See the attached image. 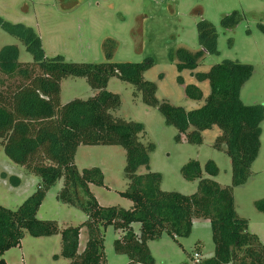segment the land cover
<instances>
[{
    "label": "trees",
    "instance_id": "1",
    "mask_svg": "<svg viewBox=\"0 0 264 264\" xmlns=\"http://www.w3.org/2000/svg\"><path fill=\"white\" fill-rule=\"evenodd\" d=\"M222 24L231 27V18H223ZM0 27L33 57L29 62L18 61L15 44L0 49V145L10 161L38 178L36 189L15 209L0 205V254L19 245L25 231L33 237L59 234L58 256L68 259L66 264H105L101 229L112 226L123 232L113 242L116 252L135 264H154L148 240L162 233L174 240L187 237L193 220L203 218L208 221L214 247L210 257L196 264H264V244L248 231L247 220L237 215L232 195L233 187L248 178L259 147L263 107L246 105L239 99L240 87L252 74L251 65L224 60L207 71L193 73L197 82H207L209 92L203 96L198 85L184 84L186 98L202 101L200 106L186 110L155 97V83L143 78L151 60L85 63L66 60L62 55L48 57L31 27L1 17ZM197 33L199 51L180 47L172 53L177 72L194 69L205 53L215 51V27L201 19ZM66 77L85 78L94 93L61 104L60 82ZM111 77L132 84L143 103L156 108L165 124L175 127L176 141L183 134L186 142L200 144L201 132L216 127L219 134L213 147L230 159V185L222 186L210 178L218 173L212 160L203 166L188 160L180 167L185 180L196 181V190L188 195L161 190L158 172L138 174L139 166H148V151L153 146L139 140L141 123L111 114L121 103L118 94L106 90ZM177 81L183 84L181 76ZM80 145L123 148L127 188L120 196L132 202L130 208L99 205L90 185L103 186L104 176L97 166L76 167L74 156ZM58 180L62 184L57 201L86 215L79 225L60 229L55 220L36 217L46 192ZM254 206L264 213V198L256 200ZM133 222L139 224L138 234L131 229ZM81 228L85 229L86 242L78 251ZM0 264L7 263L0 259Z\"/></svg>",
    "mask_w": 264,
    "mask_h": 264
},
{
    "label": "rangeland",
    "instance_id": "2",
    "mask_svg": "<svg viewBox=\"0 0 264 264\" xmlns=\"http://www.w3.org/2000/svg\"><path fill=\"white\" fill-rule=\"evenodd\" d=\"M0 17L31 27L48 57L62 55L66 60L85 63L151 60L143 78L155 83V97L186 110L200 106L202 101L186 98L184 84L198 85L203 96L209 92L207 82H197L193 73L207 71L224 60L251 65L252 74L240 87L239 99L243 104L263 107L259 147L248 178L233 187L232 195L237 215L247 220L248 231L264 244V213L254 206L256 200L264 198V0H0ZM225 17L231 18V27L222 24ZM201 19L215 27V51L205 53L194 69L177 72L171 55L180 47L190 52L200 50L197 23ZM10 44L17 46L18 61H32V54L0 27V49ZM177 76H181L183 84ZM106 90L118 94L121 101L111 114L141 123L139 140L153 146L148 151V166H139L138 174L158 172L161 190L188 195L196 190V181L185 180L180 167L188 160H196L200 166L212 160L218 173L210 178L222 186L230 185V159L223 150L213 147L219 134L216 127L201 132L200 144L186 142L183 134L176 141L175 127L166 125L156 108L144 104L132 84L111 77ZM93 93L83 77H66L60 82L61 104ZM74 163L79 170L97 166L102 171L103 186H90L99 205L130 208L132 202L120 196L127 188L121 146L80 145ZM37 182L35 175L10 161L0 145V205L15 209L36 189ZM61 184L58 180L48 189L36 211L38 219L55 220L60 229L86 219L79 208L57 201ZM204 221L196 219L187 237L174 240L162 233L148 240L154 264H196L210 257L214 246L209 224ZM131 229L138 234L139 224L133 222ZM80 230L78 251L86 242L85 229ZM101 231L105 264H135L114 250L113 242L121 237V230L107 226ZM59 251V234L33 237L25 231L19 245L0 254V259L7 264H66L68 259L58 256ZM195 252L198 258L194 257Z\"/></svg>",
    "mask_w": 264,
    "mask_h": 264
},
{
    "label": "crops",
    "instance_id": "3",
    "mask_svg": "<svg viewBox=\"0 0 264 264\" xmlns=\"http://www.w3.org/2000/svg\"><path fill=\"white\" fill-rule=\"evenodd\" d=\"M91 186V185H90ZM90 190H91V187H90ZM198 219V218H197ZM203 220H205L204 221V224H207L208 225V221L206 220V219H203ZM194 222H196V219H194L193 220V222H192V224H194ZM197 224H198V222H197ZM82 229V228H81ZM81 231V230H80ZM79 237H80V232H79ZM79 246V245H78ZM84 247V246H83ZM83 247L80 249V251L83 249ZM78 250H79V247H78Z\"/></svg>",
    "mask_w": 264,
    "mask_h": 264
},
{
    "label": "built area",
    "instance_id": "4",
    "mask_svg": "<svg viewBox=\"0 0 264 264\" xmlns=\"http://www.w3.org/2000/svg\"><path fill=\"white\" fill-rule=\"evenodd\" d=\"M194 257H195V258H198V257H199V254L195 252V253H194Z\"/></svg>",
    "mask_w": 264,
    "mask_h": 264
}]
</instances>
